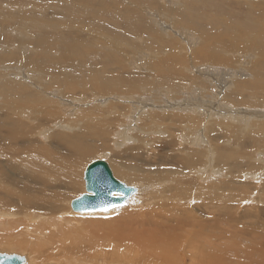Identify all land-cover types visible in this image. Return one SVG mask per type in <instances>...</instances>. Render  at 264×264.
<instances>
[{
    "label": "rangeland",
    "instance_id": "374dc122",
    "mask_svg": "<svg viewBox=\"0 0 264 264\" xmlns=\"http://www.w3.org/2000/svg\"><path fill=\"white\" fill-rule=\"evenodd\" d=\"M4 1L0 0V6L4 4ZM31 1L35 3L36 6H40L41 4L40 0ZM56 1L60 8L51 7L48 4L43 17L55 23H62V21H66V19H70L69 23H75L76 28L72 32L68 33L66 27H63L59 34L60 36L73 39V43H79V48L86 49L85 56L80 58L76 55V60L85 63L90 62L95 56L100 57L99 64L94 65L95 70L98 71L89 75V77L94 76L96 80L95 83H113L122 79L120 85L123 86L124 83L122 82L128 81L132 84V82H135V79L139 77H141V79L153 81L161 74V72L157 73L155 71H165L166 68H169L167 73H171L172 76L167 74V76L161 77L162 82L165 84L171 81L172 83H181L180 85H182L183 90L180 93L181 95L179 94L177 97L179 96V99H181L184 95L190 93L191 96H189L188 99H196L195 97L200 95V93L196 91L197 86L193 88L194 84L172 73L177 69H181V66L176 60L178 57L180 59L185 55L182 51L184 48H182V46L186 47L184 42L185 34L183 33H186V37L188 36L187 33L193 34V37H198L199 41H202L199 47H207L201 50L203 55H213L214 58L207 63L204 62L206 58L202 56L198 61L194 62L200 64V67L197 66L196 68L192 65L189 68L190 71L185 69L186 72H183L184 74H188L189 72V74L194 75V69H204V67H206V73L203 74H207L208 76H206L212 81L217 80V82H219L228 74L238 76L240 79L252 81L261 73V70H259V60L256 61L251 58L249 61L248 59L243 60L239 58L240 53L236 55V50L244 45L235 42L237 39L231 38L232 36L230 37L227 34L228 29L236 31L235 25L237 28L241 26H250L251 29L252 27L255 29L257 28L260 29L259 35L264 34V0H204L205 2H203V0H143L139 6L132 9L134 12L133 18L135 15L141 18L140 22L139 18L137 20L139 22H137L138 27L141 30H137L135 35L133 33L129 34L123 40H121L120 34L117 39H113L105 32L106 30L112 29L107 24V21H114L117 17L119 18L122 16L118 15L116 11L115 5L117 0H79L77 3L72 2V0ZM114 1L115 3H112ZM124 1L134 3V0ZM242 4H244V7H242ZM52 5L56 6V3H52ZM236 5H238V7H236ZM206 7H210V10ZM79 10L81 11L79 12ZM66 11L77 15H74L72 18L67 17L65 15ZM37 12L39 13L40 11L35 10L32 17H37ZM239 12L247 13L248 18L242 16ZM0 13V18H5L4 21L10 24L8 27L0 22V33L11 37L20 33L21 35L16 36V38L22 40V37H24L22 34L27 35V33L25 30L23 32H18L17 30L20 27L15 25L21 24L26 16L19 15V13H21L20 9L12 8H9L5 12L4 8L0 7ZM130 14L132 13L125 14L126 18L130 17ZM259 14L261 16H259ZM237 15H239V17H236ZM19 16L22 17L20 18ZM29 17L30 16H28V18ZM74 17H80V20L75 21ZM11 20L18 23L13 25ZM96 22L101 23L104 28L101 27L102 30L100 31L91 30L89 28L90 25ZM184 22L193 25L196 31L203 29L202 31H204L205 34L209 31L215 33V45L222 48L225 52L215 51L211 47V40L209 41L210 37L208 35L200 39L201 36L199 37L193 28L189 30L190 26L184 25ZM83 26L87 27V29H82ZM14 32L16 33L15 35ZM178 32L180 34H177ZM49 34H51L50 31ZM217 36L221 40H219ZM94 37H98V39L96 40ZM156 39L165 43H171L174 45V48H171V50L163 49L164 54L166 52L168 53L161 55L157 52V48H160V46L157 44L158 42ZM51 42H53L52 36ZM245 42L251 44L252 40H245ZM261 42L260 43L263 45L264 38ZM118 44H120L121 47H118ZM99 45L103 46L101 47ZM175 46L177 47L175 48ZM194 46L198 47V43ZM231 46L233 49H231ZM21 47L22 46L14 45L7 46L0 43V57L5 59L11 56L19 59V57L25 58L28 54L32 55V57L34 56L35 50L32 47L27 44L24 45V48L21 49ZM121 48H124L123 54H120V51L117 52V49L122 50ZM210 48L214 50V53L210 54L208 52ZM133 50H136V52ZM190 50L191 49L186 51L189 55H191ZM50 52V56L52 53L56 54L54 50ZM128 53L130 54L128 55ZM246 53L255 54L253 52ZM70 54L74 55L75 53L67 52L68 58H70L68 56ZM167 54H169L170 60H167ZM38 57L42 59L43 56ZM111 57H113V59H111ZM158 59L159 61L161 59L163 60L159 63L157 61ZM129 62L131 64H129ZM21 67L22 68L18 67L17 64H9L6 61L0 64V90L2 89L1 83L8 82L20 84V89H25L29 93V96H25L20 94L15 86L7 85L5 87L4 90H10L13 100L6 107L0 102L1 145L5 143L4 146H6L8 139L5 134L8 132V127H11L3 122L5 117L12 114V117L14 116V118L16 117L17 119L18 116V112L13 109L14 107L11 104L25 106V104H31L30 100H34L37 101L34 103L37 105L44 100V102L48 101L50 105L55 106L57 111V113H55L56 119H51V122H49L50 120L45 121L41 118H35L34 122H30V120L28 121L22 116H19V118H22L23 120H21L24 121L22 122V126L18 128L12 127L13 132H20L19 134L21 136L24 134L22 138L20 137V140L27 141L29 137L33 138L34 147L37 149V152L32 150L29 146H16V140L8 141L7 146H13L14 143V149L21 148L20 150L23 153L26 150H30L33 153L31 158L39 157L37 154L43 150L41 145L44 149H49L52 152L66 154L68 149L65 150L62 147V144L59 142L60 139H63L65 136L69 138L70 136H77L78 141L76 140V145L83 144V146L90 148V150L94 152H91L92 154L75 169V172H73L71 176L67 172H60L52 169L51 177H42V181L45 185L41 184L40 179H35L27 175V169L22 167L17 169L14 160L11 162L10 159L5 161L6 158L4 159L3 157L0 159V187H7L15 190V192L21 191L22 193L28 194L32 203V207H25L23 208L24 210L22 209L19 211L17 206L21 204L20 201L15 203L12 197L10 198L9 195L0 190V202L2 203H0V252L24 254L27 255L31 261L39 264H239L241 262L246 264H264V254H262L264 250H262V253L258 252L257 244L255 245L251 240L255 235L258 236L257 233L264 236L263 93L260 95V97H263L261 98L263 103L257 105L255 108L254 106H234L231 113L227 112L224 115L225 117L222 114L217 115V112H213L212 115L207 116V113H204L207 110L206 107L203 108L204 105L213 104L216 101L231 104L229 101L233 96L229 94L231 89H229L228 86L231 85H229L228 81L222 83L221 87L224 88H219L220 90L218 89L216 91L214 88L210 87V85H205L204 91H206L207 88L209 91L201 96L202 101L200 100L199 102V106L203 108V111L200 108H194L192 111H181L177 109V107L170 108L169 105L167 106L164 101L165 98L169 96H166V93L164 95V92H162L163 96L158 95L159 93L153 91L154 89L152 86L150 87V83H148L147 87L143 86L144 89H140L142 91L144 90V92L140 91L136 94L129 95L126 93L127 91L125 88H123L125 91L121 92V96L116 95L118 98L114 96V94H110L107 96H100L99 98L102 99L100 100L93 95L92 90H85L84 92L75 90L70 94L63 93V89L57 83L56 79L55 82L44 81V79H42V67L34 69L32 65L28 63H23ZM150 68L151 70L152 68L155 70L154 78H152L153 76L148 72ZM238 68H241V71H243L242 74L239 72ZM182 69H184V67H182ZM34 70L37 74L39 73L38 75H40V77ZM45 71L44 69V72ZM127 71L135 74L133 79H129ZM61 72L62 73L58 75L61 77L59 81L65 84L63 77L69 73L67 71ZM110 73L115 75L113 79L110 77ZM262 73L264 72L262 71ZM137 74H142V76L145 74L147 76L142 77ZM156 74H158V76ZM25 75L30 78L28 81L23 77ZM79 76L82 78L81 74H79ZM37 77L38 79L35 80L34 78ZM195 77L198 76L195 75ZM198 78L205 80L204 77ZM158 81L161 82L160 79H158ZM74 82L77 85L84 83L82 80H76ZM88 85L91 84L88 83ZM184 86L187 88H184ZM161 91L162 90H160V92ZM81 92L85 95V98L91 100H79L84 97ZM214 92H220L221 94H214ZM262 92H264V90ZM134 96H137L139 99L134 100L132 98ZM223 97H225V99ZM236 98L237 97H234V99ZM137 100H140L144 105H138ZM107 102L117 105L116 108L119 109V111L117 109H115V112L107 110V106H104ZM67 104L76 105V108H69ZM93 105H96L99 111L103 110L102 113L110 115V117L108 116L110 128L104 126L103 128L101 127L102 130H100V132H97L92 128H86L82 125L83 122H81V120H77L83 115L85 110L90 109ZM121 107L124 109L126 108V110L128 109V115L126 114L127 112H122V110H120ZM218 107L220 108L221 106ZM252 111L256 112L258 117L251 115ZM115 113L118 114L114 115ZM152 113L161 115L160 121H152L155 122L152 123L149 120V115ZM182 114L187 116V118L183 122L177 120V123L176 118L178 117L176 115ZM235 115L236 120L229 119ZM92 117L93 115H90V118ZM162 118L165 121L161 120ZM188 118H190L189 121ZM252 119L254 123H249ZM115 122H117V124ZM127 126L131 128L127 129ZM15 128H20V131ZM85 131L87 132L85 133ZM25 133L26 135L30 134L27 136V139H24L26 136ZM93 133L94 135L92 136ZM19 134L17 133V136ZM1 135H4L3 138ZM248 137H250V139ZM29 144L32 145V143ZM164 154H177V156L180 155L183 159H187V161H192V159L195 161L192 170L190 171V168L187 169V173L190 172L188 173L189 175H187L189 177L191 175L190 179L193 181L192 196L187 201L180 198L171 199L170 201L159 198L158 191L162 188H164V190L168 188L169 194L173 191L170 185L171 183H154V180L144 182L141 178L136 177L140 179V181L129 184L121 180L115 172L117 166L119 167L120 163H124L130 166L132 173L139 171L140 174L139 172L137 174L139 176L144 175L143 177L151 173V175L156 174L159 177H166L168 175L166 170H175L177 173L182 174L185 169L183 165L168 163L164 158ZM96 160L105 161L116 180L137 188V192L123 205L109 211L85 214L73 213L69 207L70 202L85 193L83 172L89 163ZM226 160L227 162H225ZM132 166L134 167L132 168ZM175 166H177L178 169H175ZM73 176L74 178H72ZM53 193H57L58 197H53ZM162 195L164 196V193ZM169 202L174 205L173 208H171V210H163L165 213H163L162 216L156 214L154 217V224L150 226V228L156 227V220L159 226H161L160 230H157L159 233L157 234L158 240L156 244L153 240H147L148 238L144 236H137L134 228L128 231L127 240L123 238L120 229L124 227L131 217L135 218L138 214H146L150 208H158L159 204H169ZM16 209L18 211H16ZM33 212L35 214L32 215V218H29ZM171 214H174L172 215L173 218H171ZM170 227L176 229V234L179 232V234H183L184 236L185 233H188L184 237L190 238L191 235H189V231H192L197 235V238L206 241L199 243L195 247L185 245L183 247L180 246L178 250L169 248L167 247L169 238L165 240L163 236H165V231L170 232ZM132 235L139 239L142 244H148L149 246L147 245L146 248L145 245L140 244H129V246L123 244L127 243L129 238L133 237ZM163 241L166 242L163 243ZM120 242H122V244ZM184 242L185 240L181 242V245ZM237 255L240 256L236 257ZM240 257H244L246 260H241Z\"/></svg>",
    "mask_w": 264,
    "mask_h": 264
},
{
    "label": "bare ground",
    "instance_id": "6f19581e",
    "mask_svg": "<svg viewBox=\"0 0 264 264\" xmlns=\"http://www.w3.org/2000/svg\"><path fill=\"white\" fill-rule=\"evenodd\" d=\"M4 1V0H3ZM85 1V0H84ZM83 1V2H84ZM111 1V0H110ZM147 1V0H146ZM229 1V0H227ZM246 1H251V0H246ZM72 2L74 3H77L79 2V0H72ZM143 2V0H134V3H131V2H127V1H124V0H117V3H116V11L118 13V15H122L121 17H117V19H115L114 21H107V24L112 28H108L110 30H106L105 32H107L111 37L110 38H113V39H117L118 35L120 34L121 35V40H123L126 36H128L129 34L133 33L135 35V33H137V30H141L139 27H138V24H137V20L139 18V22H140V17L135 15V17L133 18V14L134 12L132 11V9H135V7L139 6V4H141ZM203 2H205L203 0ZM40 6H36L35 3H32L31 0H6L4 1V4H2L0 7L1 8H4L5 12L6 10H8L9 8H12V9H20L21 10V13H19V15H24L26 16L25 17V20L22 21L21 24L19 25H15V26H18L20 28H18V32H23L25 30V32L27 33L26 34H22L24 35V37H22L23 39L22 40H19L18 38H16V36H19L21 35L20 33H15L17 31L14 32V35L16 34V36H5L4 34L0 33V43L4 44V45H7V46H22V48H24V45L27 44L29 45L30 47H32L35 51H34V56L32 57V55H27L25 56V58H21L19 57L18 58H13V57H8V58H1L0 57V64L1 62L3 61H6L7 63L9 64H17L18 67L22 68L21 66H23V63H28L30 65H32V67L34 69H37L38 67H42L43 68V72L41 73V77L42 79H44V81H50V82H55V79L57 80V83L60 85V87L63 89V93H68L70 94L71 92L75 91V90H80V91H85V90H92L93 92V95L96 96V98L102 100L101 98H99L100 96H107V95H110V94H114V96L116 95H120L121 96V92H124L125 90L127 91L126 93L129 94V95H133V94H136L142 90L140 89H144L143 86L147 87L148 83H150V87L152 86L153 87V91L155 92H158L159 94L158 95H161L163 96V93L164 92V95L166 93V96H169L167 98H165V104L168 106L171 107H177V109L181 110V111H192L195 109H199L200 106H199V102L200 100L202 101V95L205 94V92L209 91V89L207 88L206 91H204V88H205V85L212 87L216 90H218L219 88H224V87H221L222 83H226V81L229 82V85L231 86H228L229 89H231V92L229 94H231L233 97L232 99L229 101L231 104H227V103H224V102H218L216 101L215 103L213 104H208V105H204V107L207 108L206 112L204 113H207V116L209 115H212L213 112H217V115L218 114H222L223 116L229 112L231 113L232 109L234 106H254V108L257 106V105H261L264 101L261 99L263 97H260V95H262V93L264 94V92H262L264 90V73H262V71L264 72V44L262 45L261 43V40L264 38V34H260L259 35V32H260V29H255L252 27V29L250 28V26H241L239 28H237V26L235 25L234 27L236 28V31H233L232 29H228V36H232L231 38H235L237 39V43L239 44H242L244 46H242L241 48H238L236 51V55H238L240 53V57L241 59L243 60H246L248 59L249 61L251 60V58H253L254 60H259V70H261V73H259L255 79H253L252 81L251 80H244V79H240L238 76H235V75H226L225 77H223L224 79L222 80L221 77H218L222 80V81H219L217 82V80H211L210 78H208L205 74L203 73H206L205 72V69L206 67L203 68H199V69H194L193 72L195 71V74L194 75H191L189 74H184L187 71H190V67L192 65H194L193 67H200L198 63H194L196 61H198L199 58H201L203 56V58H206L204 60V62H207L209 63V60H213V55H210V56H207V55H203L202 53V49H205L207 47L203 46V47H199V44H202V41L198 39V37L194 36L193 37V34L191 33H187V36L186 37V33H183L185 34V46H182V51L184 52V56L181 57V54H180V59L179 57L177 58L176 61H178L179 65L181 66V69H177L175 70L174 74H177V76L179 75L181 79H184L185 81H189V83L191 84H194L193 88H195L197 86V89L196 91L200 93V95L196 96L194 100H189V96H191V94H187V95H184L183 98L179 99V96L177 97V95H179L181 93V91L183 90V87L182 85L178 84V83H172L169 82L168 84H165L164 82H162V78L161 77H165L167 76V74H170L171 73H167L168 72V69L169 68H166L165 71H161V70H158V71H155L153 68L151 70L148 71L150 73L151 76H153L152 78H154V71L157 72V73H160L161 74L158 76V74H156L158 76V78L153 81H148L146 79H141V77L139 78H134L135 79V82H132V84H130L128 81L126 82H122L124 83L123 86L120 85V81L118 82H113V83H108V82H105L104 84H98V83H95L96 80L93 77H89L90 74L94 73V72H97L98 70H95V66L96 64H99V61H100V57L98 56H95L92 58V60L90 62H83V61H80V60H76V55H78L80 58H83L85 56V52H86V49H83V48H79V43H73V39L71 38H68L66 36H60L59 32L61 29H63V27H66V31L68 33L72 32L76 26H75V23L73 22H70L69 23V20L70 19H66V21H62V23H55L54 21L52 20H47L45 17H43V15L45 14L44 11L46 10V8L48 7V4L49 6L51 7H55V8H60L57 4V1L56 0H40ZM52 3H56V6L55 5H52ZM112 3H115L112 2ZM252 3V2H251ZM88 4V3H87ZM86 4V5H87ZM246 4V3H245ZM3 5H6V6H3ZM105 5V4H104ZM111 5V3H110ZM244 7V4H242ZM253 5V4H252ZM114 6V5H113ZM240 6V5H239ZM254 6V5H253ZM252 6V7H253ZM82 7V6H81ZM204 7V6H203ZM202 7V8H203ZM236 7H238V5H236ZM73 9H76L75 7H72ZM205 8V7H204ZM208 8V7H206ZM210 8V7H209ZM208 8V9H209ZM241 8V6H240ZM258 8V7H256ZM67 9V8H66ZM69 9V8H68ZM90 9V8H89ZM206 9V10H208ZM242 9V8H241ZM37 10V11H40L39 13L37 12V17H32L33 16V12ZM92 10V9H91ZM94 10V9H93ZM210 10V9H209ZM19 11V10H17ZM58 11V10H57ZM81 10H79L80 12ZM202 11V10H201ZM205 11V10H204ZM203 11V13H204ZM262 11V10H261ZM13 12V11H12ZM59 12V11H58ZM169 12V11H168ZM15 13V12H14ZM127 13H132L130 14L129 16L130 17H127L125 16V14ZM202 13V14H203ZM206 13V12H205ZM242 16L248 18V15L247 13H241L239 12ZM260 13V12H259ZM1 14V13H0ZM171 14V13H170ZM65 15L67 17H73L74 15H77V14H74V13H69V12H65ZM81 15V14H80ZM28 16H30L28 18ZM208 16H209V13H208ZM259 16H261L259 14ZM20 17V16H19ZM18 17V18H19ZM22 17V16H21ZM20 17V18H21ZM47 17V16H46ZM169 17V16H168ZM236 17H239V15H237ZM97 18V17H96ZM115 18V17H114ZM5 18H0V22L4 25V26H10L9 22L7 21H4ZM65 19V18H64ZM104 19V18H103ZM256 19V18H255ZM56 20V19H55ZM74 20L77 21V20H80V17H74ZM119 20V21H118ZM13 22V25L18 23V22H15L14 20H11ZM95 21V20H94ZM177 21V20H176ZM138 22V23H139ZM198 22V21H197ZM256 22V21H255ZM179 23V22H178ZM173 24V22H172ZM181 24V23H180ZM179 24V25H180ZM184 25L186 26H190L189 30L191 28H193V30H195V27L191 24H187V23H183ZM205 25V24H204ZM196 26V25H195ZM257 26V24H256ZM103 25L101 23H94L92 25H90V29L91 30H94V31H100L102 30ZM260 27V26H259ZM11 28V27H10ZM104 28V27H103ZM208 28V27H207ZM12 29V28H11ZM82 29H87V27H82ZM205 29V28H204ZM220 29V28H219ZM203 29H199L198 31H196L198 34V36L201 38L200 39H203L205 38L206 36L205 35H208L210 38H209V41L211 40V47L219 52L221 51L222 53L225 52L223 51L222 48L220 47H217L215 45V39L216 37L214 38L215 36V33H213L212 31H209L207 34L204 33V31H202ZM208 30V29H207ZM216 30V29H215ZM224 30V29H223ZM12 31V30H11ZM14 31V29H13ZM49 31L51 34H49ZM77 31V30H76ZM226 31V30H225ZM78 32V31H77ZM186 32V31H184ZM235 32V33H234ZM253 35H252V33ZM13 34V33H12ZM177 34H180L179 32ZM26 35V36H25ZM51 36L53 38V42H51ZM174 36V35H173ZM219 36V35H218ZM217 36V37H218ZM11 37V38H9ZM182 37V36H181ZM96 40L98 39V37H94ZM183 38V39H184ZM219 38V37H218ZM257 40H255V39ZM152 39V38H151ZM198 39V40H197ZM78 40V39H77ZM157 40V44L160 46V48H157V52L160 53L161 55H165L164 54V51L163 49H168V50H171V48H174V45H172L171 43H165L163 41H158ZM219 40H221L219 38ZM227 40V39H226ZM246 41H249V40H252V43L249 44V43H246ZM182 41V40H181ZM199 41V42H197ZM228 41V40H227ZM233 41V40H232ZM153 42V40H152ZM195 42V43H194ZM261 42V43H260ZM196 43H198V47H195L194 45H196ZM217 43V42H216ZM219 43V42H218ZM221 43V42H220ZM224 43V42H223ZM97 44V43H95ZM108 44V43H107ZM143 44V43H142ZM227 44V43H226ZM248 44V45H247ZM98 45V44H97ZM122 45V44H121ZM225 45V43H224ZM229 45V44H228ZM236 45V44H235ZM99 46H103V45H99ZM106 46V45H105ZM120 46V44H118V47ZM154 46V45H153ZM193 46V47H192ZM241 46V45H240ZM87 47V46H86ZM121 47V46H120ZM177 46H175L176 48ZM227 47V45H226ZM232 47V46H231ZM238 47V46H237ZM181 48V47H180ZM209 48V47H208ZM210 48V50L208 51L210 54L214 53V50ZM229 48V47H228ZM90 49V48H89ZM95 49V48H94ZM122 49V48H121ZM189 49L190 50V53L191 55H189L188 53H186V51H188ZM233 49V47L231 48ZM51 50H54L56 52V54H51L50 56V51ZM173 50V49H172ZM228 50V49H227ZM111 51V50H110ZM120 51V54H123L124 53V48L122 50H119L117 49V52ZM134 51V50H133ZM149 51V50H148ZM152 51V50H151ZM163 51V52H162ZM235 51V50H233ZM232 51V52H233ZM65 52V53H64ZM67 52H72V53H75L74 55H68L70 58L67 57ZM89 52V51H87ZM136 52V50L134 51ZM231 52V53H232ZM246 52H253L255 53L254 55L253 54H247ZM32 53V52H31ZM127 53V51H126ZM130 53H128L129 55ZM127 55V54H126ZM38 56H43L42 59H40ZM151 56V55H150ZM3 57V56H2ZM129 57V56H128ZM157 57V56H156ZM163 57V56H162ZM166 58H168L167 60H170V57H169V54L166 55ZM173 58V57H171ZM78 59V58H77ZM111 59H113V57H111ZM108 60V59H107ZM135 60V59H134ZM163 59H161L159 61V59L157 60L159 63L162 61ZM165 60V58H164ZM172 61V60H171ZM113 62V61H112ZM216 62V61H214ZM115 64V63H114ZM113 64V65H114ZM129 64H131L129 62ZM155 64V63H154ZM150 65V64H149ZM153 65V64H152ZM250 65V64H249ZM129 66V65H128ZM147 66V65H146ZM158 66V64H157ZM234 66V65H233ZM156 67V66H154ZM159 67V66H158ZM162 67V66H161ZM182 67H184V69H182ZM160 68V67H159ZM171 68V67H170ZM208 68V67H207ZM44 69L46 70L44 72ZM130 69V68H128ZM158 69V68H157ZM161 69V68H160ZM164 69V68H163ZM186 69V70H185ZM173 70V69H172ZM207 70V69H206ZM239 72H241V74L243 73V71H241V68H238ZM35 71V70H34ZM61 71H67L69 74H66L64 75V81H65V84L60 80V76L59 73H62ZM104 71V70H103ZM212 71V70H211ZM100 72V71H99ZM184 72V73H183ZM36 73V71H35ZM107 73V72H106ZM208 73V72H207ZM211 73V72H209ZM245 73V72H244ZM37 74V73H36ZM39 74V73H38ZM37 74V75H38ZM79 74H81L82 78L79 76ZM110 77L113 79L114 78V74L113 73H110ZM124 74V73H123ZM212 74H213V71H212ZM218 74V73H216ZM221 74V73H220ZM106 75V74H104ZM126 75V73H125ZM127 75L129 77V79H133V76L135 74H132L130 72L127 71ZM138 75V74H137ZM195 75H197L198 77H204V79L202 78H198V77H195ZM40 77V75H38ZM138 76H142V74L138 75ZM143 76H147L145 74H143ZM142 76V77H143ZM172 76V75H171ZM213 76V75H212ZM24 78L27 79V81L30 79L28 78L26 75L23 76ZM103 78V77H102ZM101 78V79H102ZM151 78V77H150ZM176 78V77H175ZM215 78V77H214ZM213 78V79H214ZM217 78V77H216ZM218 78V79H219ZM12 79V78H11ZM35 80L38 79L37 78H34ZM127 79V78H125ZM158 79L161 80L158 81ZM178 79V78H177ZM23 80V78H22ZM76 80H82L84 83L83 84H80V85H77L74 81ZM176 80V79H175ZM174 80V81H175ZM179 80V79H178ZM125 81V80H124ZM130 81V80H129ZM166 81V80H165ZM212 81V82H211ZM6 82V81H5ZM181 82V81H180ZM184 82V81H183ZM30 83V82H29ZM88 83H90L91 85H88ZM140 83V84H139ZM172 83V84H170ZM185 83V82H184ZM188 83V84H189ZM34 84V83H33ZM139 84V86H138ZM190 84V85H191ZM2 85V89L0 90V102L3 103V105L6 107L8 106V104L10 102H12V94L10 92V90H4L5 87L7 85H11V86H15V88L17 89V91L20 93V94H23L25 96H29V93L25 90V89H20V84H17V83H4L2 82L1 83ZM138 86V87H137ZM159 86V87H157ZM201 86V87H199ZM149 87V86H148ZM199 87V88H198ZM123 88H125V90H123ZM184 88H187L186 86H184ZM228 89V88H227ZM160 90H162L160 92ZM189 90V89H187ZM192 90V89H191ZM213 90V89H212ZM220 90V89H219ZM211 91V90H210ZM87 92V91H86ZM85 92V93H86ZM144 92V90L142 91ZM196 92V93H197ZM82 93V92H81ZM216 92H214L215 94ZM220 92H217L216 94H219ZM228 93V92H227ZM59 94V93H58ZM61 94V93H60ZM83 94V93H82ZM125 94V93H124ZM146 94V93H145ZM198 94V93H197ZM221 94V93H220ZM64 95V94H63ZM73 95V93H72ZM181 95V94H180ZM230 95V97H231ZM62 96V95H61ZM84 97H80L81 99L79 100H82V101H89L91 99L89 98H85V95L83 94ZM220 96V95H219ZM222 96V95H221ZM225 96V95H224ZM64 97H67V96H64ZM118 98V96H116ZM234 97H237L236 99H234ZM134 100L135 99H139L137 96H134L132 97ZM204 98V97H203ZM220 98V97H219ZM225 99V97H223ZM34 99V98H33ZM74 99V98H73ZM109 99V98H108ZM164 99V97H163ZM179 99V100H177ZM217 99V98H216ZM63 101V100H62ZM66 101V100H65ZM137 104H142V106L144 105L140 100H137ZM188 101H191V102H188ZM263 101V102H262ZM37 102V101H34V100H30V103L31 104H25V106H17L16 104H11L14 108L15 111L18 112V116H17V119L16 117L14 118V116L12 117V114L10 115H7L4 119V123L6 125H10L11 127H8V132L5 134L6 135V138L8 139L7 140V143L8 141H13V140H16V146L17 145H20V147L22 146H29L32 150H34L35 152H37V149L34 147V143H33V138H28L29 140L27 141H22L20 140V137L22 138V136H24V134H22V136L19 134L20 132H17L19 135L17 136V133L16 132H13L12 130V127H20L22 126V121L23 119L22 118H19V116H22L24 119L26 120H30V122H34L35 118H41L42 120H45V121H49L51 122V119L53 120L55 118V113H57L56 111V108L55 106L53 105H50V102H44V100L41 101V103H38L37 105H35L34 103ZM60 102V101H59ZM69 102V101H67ZM77 102V100H76ZM70 103V102H69ZM134 104V103H133ZM202 104V103H201ZM200 104V105H201ZM22 105V104H21ZM66 105V104H65ZM64 105V106H65ZM70 107L72 108H76V105L74 106L73 104H67ZM101 105V104H99ZM137 105V106H138ZM10 106V105H9ZM63 106V108H64ZM104 106H107V110H112L113 112H115V109H117V105H114L112 104L111 102H107V104H104ZM215 106H221L219 109ZM133 107V106H132ZM12 108V107H11ZM136 108V107H135ZM141 108V107H139ZM203 108H200L202 109L203 111ZM9 109V108H8ZM138 109V108H137ZM165 109V108H164ZM119 111V109H117ZM122 112H127L126 108H122L121 109ZM163 110V109H162ZM1 111V110H0ZM65 111V110H64ZM103 110L99 111L98 110V107L96 105H93L90 107V109L88 110H85L83 112V115H81L77 120H81V122H83V126H85L86 128H92L94 131H97V132H100L101 127L103 128L104 126H110V122H108V116L110 117V115L108 114H105V113H102ZM148 111V110H147ZM92 112V113H91ZM111 112V111H110ZM121 112V113H122ZM142 112V111H141ZM120 113V114H121ZM140 113V112H139ZM8 114V113H7ZM118 114V113H117ZM116 113L114 115H117ZM119 114V115H120ZM123 114V113H122ZM128 115V112L126 113ZM90 115H93L92 118H90ZM251 115H255L257 116L256 112H253L251 113ZM77 116V115H76ZM132 116V115H131ZM149 120L152 122V121H160V116L159 114L157 113H152L149 115ZM164 116V115H163ZM178 118H176V122L178 123L177 120H180V121H184L187 116L185 115H176ZM175 116V117H176ZM191 116V115H190ZM112 117H113V114H112ZM128 117V116H127ZM222 117V116H221ZM225 117V116H224ZM243 117V116H242ZM258 117V116H257ZM262 117V116H261ZM57 118H58V115H57ZM239 118V117H238ZM22 119V120H21ZM56 119V118H55ZM60 119V118H59ZM190 118H188V121H189ZM229 119H232V120H236V115L232 118H229ZM40 120V119H39ZM161 120H164L163 118ZM148 121V120H147ZM165 121V120H164ZM172 121V119H171ZM43 122V121H42ZM174 122V121H173ZM254 123V120L252 119L251 121H249V123ZM67 123V122H66ZM117 124V122H115ZM152 123H155V122H152ZM158 123V122H157ZM156 123V124H157ZM163 123V122H162ZM222 123V122H221ZM44 124V122H43ZM72 124V123H71ZM112 124V123H111ZM160 124V123H158ZM171 124V123H170ZM168 124V125H170ZM183 124V123H182ZM190 124V123H189ZM197 124V123H196ZM13 125V126H12ZM27 125V124H26ZM37 125V123H36ZM62 125V124H61ZM68 125V124H66ZM79 125V123H78ZM174 125V124H172ZM256 125V124H254ZM30 126V124H29ZM60 126V125H59ZM71 126V125H70ZM69 126V127H70ZM81 126V124H80ZM160 126V125H159ZM176 126V124H175ZM197 126V125H196ZM220 126V125H219ZM3 127V125H2ZM40 127V126H38ZM218 127V126H217ZM255 127V126H254ZM35 128V126H34ZM37 128V127H36ZM110 128V127H109ZM131 128V127H130ZM128 126H127V129H130ZM147 128V126H146ZM161 128V127H160ZM173 128V127H172ZM7 129V128H6ZM16 129V128H15ZM20 129V128H19ZM19 129H16L18 131H20ZM25 129V128H24ZM144 129V128H143ZM223 129V128H222ZM22 130V129H21ZM35 130V129H34ZM40 130V129H39ZM85 130V128H84ZM87 130V129H86ZM115 130V129H114ZM217 130V129H216ZM221 130V129H220ZM258 130V129H257ZM264 130V129H263ZM33 131V130H32ZM126 131V130H125ZM124 131V132H125ZM219 131V130H217ZM40 132V131H39ZM87 131H85L86 133ZM89 132V131H88ZM108 132V131H107ZM106 132V133H107ZM128 132V131H127ZM169 132H170V129H169ZM264 132V131H263ZM29 133V132H28ZM31 133V131H30ZM117 134V133H116ZM26 135V133H25ZM30 134H27L25 136L24 139H27V136H29ZM32 135V134H31ZM43 135V134H42ZM45 135V134H44ZM88 135V134H87ZM94 135V133L92 134V136ZM220 135V134H219ZM264 135V134H263ZM4 136V135H3ZM3 136L1 135V137L3 138ZM105 136V135H104ZM174 136V135H173ZM172 136V137H173ZM221 136V135H220ZM253 136V135H252ZM260 136V135H259ZM264 137V136H263ZM47 138V137H46ZM87 138V137H86ZM250 139V137H248ZM2 140V139H1ZM76 140H77V136L75 137H72L70 136L69 137H63V139H60V143L62 144V147L67 150L66 154H60V153H56V152H52L51 150L49 149H44V147H42L41 145V148L43 149L42 151H40L39 154H37L39 157H36V158H31L33 156V153L30 151V150H26L24 153L21 152V148L20 149H14V143H13V146H7V143H6V146L1 145L0 143V159L3 157L4 159L6 158L5 161L9 160L11 162H13L14 160V163H15V167L17 169H20L21 167L22 168H25L27 169V175H29L30 177H34L35 179H40L41 180V184H44V182L42 181V177H51V172H52V169H55L57 171H60V172H67L69 173V175L71 176L73 172H75V169L82 163L84 162L88 156H90L92 153L91 152H94L92 150H90V148H86L85 146H83V144H79V145H76ZM131 140V139H130ZM223 140V139H222ZM21 141V142H20ZM78 141V140H77ZM254 141V140H253ZM177 142V141H176ZM29 143H32L29 144ZM80 143V141H79ZM163 143V142H162ZM169 143V142H168ZM78 144V143H77ZM116 144V143H115ZM172 145V144H171ZM250 145V144H249ZM101 147V146H100ZM251 147V146H250ZM176 148V147H175ZM263 148V146H262ZM44 150H47V151H44ZM188 150V149H187ZM124 151V150H123ZM136 151V150H135ZM99 152V151H98ZM122 152V150H121ZM243 152V151H242ZM22 153H23V156H22ZM185 154V153H184ZM221 154V153H220ZM224 155V154H223ZM22 156V157H21ZM161 158V156H160ZM164 158L168 161V163L170 162L171 164L173 165H183V167L185 168L184 169V172L182 174H179L177 173L175 170H166L165 172L168 174L166 177L162 176V177H159L157 176L156 174L154 175H146V177H143V176H139L137 173L139 172L138 169L137 171L138 172H131V168L130 166L124 164V163H120L119 167L117 166V168L115 169V172L117 173V175L119 176V178L123 181H125L126 183H129V184H132V183H135L137 181H140V179L136 178V177H139L141 178L142 181L144 182H149V181H153L154 183H161V184H169L171 183V188L173 189V191L170 192V194L168 193V188H166L164 190V188H162L161 190L158 191V196L159 198H163V199H167V200H171V199H176V198H180L184 201H187L188 199L191 198L192 196V180L190 179V177L188 176L190 172L187 173V169L190 168V171L192 170V167L194 166V160L192 159V161H187V159H183L180 155L177 156L176 155H171V154H164ZM163 158V159H164ZM133 159V158H132ZM123 160V159H122ZM96 161H103V160H96ZM124 161V160H123ZM2 162V161H1ZM95 162V161H93ZM91 162V163H93ZM105 162V161H104ZM125 162V161H124ZM227 162V160L225 161ZM89 163V164H91ZM106 163V162H105ZM167 163V162H166ZM88 164V165H89ZM140 164V163H139ZM87 165V166H88ZM130 165V164H129ZM256 165V164H255ZM87 166L85 168V170L87 169ZM108 166V165H107ZM135 166V165H134ZM132 166V168L134 167ZM137 167V166H136ZM141 167V166H140ZM182 167V168H183ZM109 168V166H108ZM252 168V167H251ZM256 168V167H255ZM164 169V168H163ZM175 169H178L177 166H175ZM85 170L83 172V182H84V190H85V193L84 194H89V195H92V193L90 191H87L86 190V181H85ZM110 170V168H109ZM145 170V169H144ZM22 171V170H21ZM56 171V172H57ZM111 171V170H110ZM128 171V172H127ZM136 171V170H134ZM24 172V171H22ZM114 172V173H115ZM24 173V174H25ZM112 173V172H111ZM140 174V172H139ZM188 174V175H187ZM113 175V174H112ZM182 175V176H180ZM75 176V174H74ZM74 176L72 178H74ZM114 177V176H113ZM116 177V176H115ZM193 179V178H192ZM161 180V181H160ZM121 182V181H120ZM123 184H125L127 187L133 189V193L121 204L123 205L126 201H128L131 196L137 192V188L133 187V186H130V185H127L126 183L124 182H121ZM45 185V184H44ZM197 186V185H196ZM152 187V186H151ZM168 187V186H167ZM170 187V186H169ZM0 190H2L4 193H6L7 195L10 196V198L12 197L13 200L15 201V203H18L20 201V205L17 206L18 210L21 211L23 208L25 207H32V203H31V200L28 196V194H25V193H22L21 191H16L11 189V188H7V187H0ZM164 193V196L162 195ZM44 195V194H43ZM83 195V194H82ZM81 195V196H82ZM34 196V195H33ZM46 196V195H45ZM53 197H58L57 193H53L52 195ZM161 196V197H160ZM219 196V195H218ZM37 197V196H36ZM7 198V197H6ZM32 198V197H31ZM216 198V197H215ZM39 199V198H38ZM77 199V198H76ZM12 200V199H11ZM36 200V199H35ZM75 200V199H74ZM72 200L70 202V209L73 213H78V214H81V213H97V212H100V211H86V212H77V211H73V209L71 208V204L72 202L74 201ZM10 201V200H9ZM180 201V200H179ZM11 202V201H10ZM44 202V201H43ZM178 202V201H177ZM1 203V202H0ZM47 203V202H46ZM2 204V203H1ZM169 202V204H159V207L158 208H150V210L148 212L143 213V214H136L137 217L133 218L131 217V219H129L126 224L124 225V227L121 230V235L123 236V238L125 240L128 239V231L132 230L134 228V231L135 233L137 234V236H144L146 238H148L147 240L151 239L155 242V244L157 243V240H158V237H157V234L159 233V231H157L158 229L160 230V227L159 226V223L157 222L156 220V227L154 228H150V226H152L154 224V217L156 214L162 216L163 213V210L165 209H170L173 208V204H171ZM176 204V203H175ZM213 204V203H212ZM15 205V204H14ZM12 205V206H14ZM17 205V204H16ZM121 205H118V206H121ZM117 206V207H118ZM208 206V205H207ZM4 208V207H3ZM116 208V207H114ZM112 208V209H114ZM35 209V208H34ZM33 209V210H34ZM112 209H109V210H112ZM175 209V208H174ZM179 209V208H178ZM207 209V208H206ZM213 209V208H212ZM14 210V209H13ZM16 209V211H18ZM24 210V209H23ZM109 210H104V211H109ZM167 210V211H168ZM173 210V209H172ZM181 210V209H180ZM215 210V209H213ZM246 210V209H245ZM166 211V213H167ZM179 211V210H178ZM26 212V211H25ZM23 212V213H25ZM35 212V211H34ZM30 213V217L29 218H32V215L35 214V213ZM103 212V211H101ZM114 212V211H113ZM145 212V211H144ZM215 212V211H213ZM219 212V210H218ZM218 212H215V213H218ZM224 212V211H223ZM264 212V211H263ZM3 213V212H2ZM245 213V212H244ZM262 213V212H261ZM227 214V213H225ZM174 214H171V218H173ZM135 216V215H134ZM169 217V216H168ZM170 218V217H169ZM183 218V217H182ZM257 218V217H256ZM160 220V219H159ZM176 220V219H175ZM242 220V219H241ZM129 222V223H128ZM124 223V222H123ZM196 224V223H195ZM218 224V223H217ZM226 225V224H225ZM171 226V225H170ZM117 228V226H116ZM171 229H169L170 232L168 231H165V237L164 239L167 240L166 238H169V241L167 243V247L169 248H172V249H175V250H178V248L181 246H190V247H195L197 246L199 243L201 242H205L206 240L204 239H199L197 238V235L192 232V231H189V235H191L190 238H187V237H184L185 235H187L185 233V235L183 236V234H176V229H174V227H170ZM254 228V227H253ZM173 229V230H172ZM175 230V231H174ZM241 233V232H240ZM194 234V235H193ZM257 235L254 236V238H251V240L254 242V244L256 245L257 244V251L262 253V250H264V236L260 233H257ZM133 236V235H132ZM184 238V239H183ZM193 238V239H192ZM185 240V242L181 245V242ZM208 241V239H207ZM149 242V241H148ZM152 242V241H151ZM166 241H163V243H165ZM209 242V241H208ZM122 244V242H120ZM214 243V242H213ZM123 244H127L129 246L130 245H135V244H140V245H145L146 248H147V245L148 244H142L139 239H137L136 237H131L129 238V241L127 243H123ZM238 244V243H237ZM138 245V246H140ZM149 246V245H148ZM163 247V246H162ZM117 248V247H116ZM130 249V248H129ZM135 249V248H134ZM234 249V247H233ZM133 250V248H132ZM247 250V249H246ZM135 251V250H134ZM9 254V253H7ZM11 254V253H10ZM17 254V253H15ZM264 254V253H262ZM20 256H23L25 258V263L26 264H39V263H35L33 261H31V259L29 257H27V255H24V254H18ZM246 255V253H245ZM240 255H237L236 257H239ZM235 257V258H236ZM241 260H246L244 257H240ZM239 259V258H238ZM236 259V260H238ZM250 259V258H249ZM254 261V260H253ZM260 262V261H259ZM238 263V262H236ZM263 263V262H262ZM45 264H53V263H45ZM232 264V263H231ZM239 264H246V263H239Z\"/></svg>",
    "mask_w": 264,
    "mask_h": 264
},
{
    "label": "water",
    "instance_id": "95a60500",
    "mask_svg": "<svg viewBox=\"0 0 264 264\" xmlns=\"http://www.w3.org/2000/svg\"><path fill=\"white\" fill-rule=\"evenodd\" d=\"M86 190L92 195L83 194L75 199L73 211H104L121 205L132 193L133 189L116 180L107 163L95 161L85 170ZM0 264H26L25 258L15 253L0 252Z\"/></svg>",
    "mask_w": 264,
    "mask_h": 264
}]
</instances>
